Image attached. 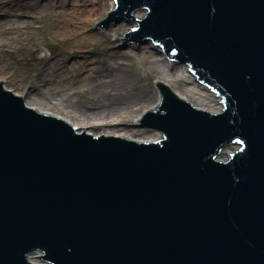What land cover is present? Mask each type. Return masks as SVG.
I'll list each match as a JSON object with an SVG mask.
<instances>
[{"label": "water", "instance_id": "obj_1", "mask_svg": "<svg viewBox=\"0 0 264 264\" xmlns=\"http://www.w3.org/2000/svg\"><path fill=\"white\" fill-rule=\"evenodd\" d=\"M115 1L222 111L159 83V139L94 136L0 81V264H264V0Z\"/></svg>", "mask_w": 264, "mask_h": 264}, {"label": "rangeland", "instance_id": "obj_2", "mask_svg": "<svg viewBox=\"0 0 264 264\" xmlns=\"http://www.w3.org/2000/svg\"><path fill=\"white\" fill-rule=\"evenodd\" d=\"M21 1L26 3L30 0ZM46 1L43 0L42 3L46 5ZM50 1L51 5H44L42 11H39L31 19L29 18L32 20L31 24L33 25V30L30 33L20 32V29H18L15 31H18L19 34L9 40H7V36L0 35L2 36L0 37V79L4 80L7 90L16 94L24 91L23 88L21 89L20 81L16 80V75H25L27 77L26 83L34 84L37 78L45 74L47 69H51L48 77L52 81V89L47 91L48 97L55 102L60 101V97H63L68 106L66 109L55 107L49 111L64 119L70 116L74 119L70 112H79V109H73L71 104L83 101L85 95L89 94L93 97L102 90L105 94L107 91L105 87H109L107 83L110 80V75H120L122 80L126 79L127 84H123L122 87L124 93L132 92L134 87L137 86L149 94L142 103L141 101H135L132 105L142 107L145 104L147 106V104L153 102L156 94L161 99L157 87L158 83L156 82L158 77H162L160 72H156L157 65L155 62L160 59L157 52H155L154 57L139 55L135 58H124L123 61H120L122 63L115 59L108 60L112 47L108 45L107 41L116 43L115 47L122 51H128L133 46L137 52H140L146 46L151 45L156 48V51L161 50L164 52L152 40H145L138 43V45L135 43L121 45L123 43L121 39L125 38V35L129 34L132 29L138 27L135 22L122 18L120 22L112 23L107 30L97 27V24L107 18L109 11L97 17L93 24H89L86 21L87 11H84L85 7L81 8L82 10L74 7L73 0L65 7L60 3H52L57 2L56 0ZM113 1L115 2V0ZM87 7L88 11L97 8V6H93V3ZM16 10L18 9L16 8ZM79 10H81L80 13ZM143 12V14H146V11ZM13 22L18 28L21 27L19 19H13ZM77 27H85L81 31L83 34L90 33L94 35H92V41L87 43V50L91 52V59L97 60L94 64L92 61L89 63L90 69H86L84 63H79V59H76V57L72 58V52H75L82 45L81 37L75 34V28ZM57 64L61 66L54 73L52 67ZM119 64L124 65L120 66ZM89 70L95 71L89 74ZM176 87L181 88L180 85ZM58 89L60 91L54 92ZM111 93L113 94V92ZM218 99L220 101L219 97ZM83 106L86 105L80 104V108H83ZM70 123L74 125L75 121L72 120ZM116 131L127 132L133 138L143 141L151 133L156 132L143 128L140 126V122L138 125H133L130 122L126 128H118ZM92 135L95 134L92 133Z\"/></svg>", "mask_w": 264, "mask_h": 264}, {"label": "bare ground", "instance_id": "obj_3", "mask_svg": "<svg viewBox=\"0 0 264 264\" xmlns=\"http://www.w3.org/2000/svg\"><path fill=\"white\" fill-rule=\"evenodd\" d=\"M42 1L43 0H30L24 3V1L21 0H0V35L3 34L7 36V40H9L19 34V32L15 30L20 29V32L30 33L33 30V25L31 24L32 20H30L31 17L36 15L39 11H42L45 6L51 5L50 0L46 1V5L43 4ZM56 1L57 2L52 3H60L63 7L69 5L71 2V0ZM72 2L74 7H78L79 9L86 8L84 11H87L86 21H88L89 24H93L97 17L102 16L107 11H112L116 6L113 0H95L94 2L92 0H73ZM91 3H93V6H97V8L88 11L87 6L91 5ZM16 8L18 10H16ZM81 10H79V13ZM143 13L144 12L140 10L135 12L134 16L139 20H143L145 17ZM13 19H19L20 28L16 26ZM135 24L138 25V22H135ZM84 28L85 27L75 28V34L81 37L82 45L79 46L80 48L76 49L75 52H72V58L76 57V59H79V63H84L86 69H90L89 63L92 61L94 64L97 61L91 59V52L87 50V43L92 41L94 35L90 33L83 34L81 31ZM107 42L108 45L112 47L111 55L108 60L115 59L120 62L123 61L124 58H135L139 57V55L154 57L155 52H157L160 59L155 62L157 65L156 72H160L162 75V77L156 79L157 83H163L169 86L180 98L190 102L199 109L213 113H220L222 111L223 105L216 94L200 84L187 65L171 62L166 58L164 52L161 50L156 51V48L151 45L146 46L140 52H137L136 48L133 46H131L128 51H122L115 47L116 43L111 41ZM119 65L123 66L124 64ZM59 66L61 65L57 64L52 67L54 73L58 71ZM50 70L51 69H47L45 74L37 78L34 84H27V77L25 75H16V80L20 81V85L22 86L21 89L23 88L24 90L17 95L24 99L29 108L36 109L50 116H55L56 118L68 122L73 127H78L76 129L77 133H83V129L81 128H84L86 129L85 133H94V136H112L139 142H151L160 138L161 135L159 133L153 132L143 141L133 138V136L127 132L116 131L118 128H126L130 122L133 125H138L144 113L147 110H154L161 101L156 94L153 102L147 104V106H145V104L142 107L132 105L135 101H141L142 103L149 94L145 90L142 91L137 86L134 87L132 92L124 93V88L122 87L123 84H127V81H125L126 79L122 80L120 75H110V80L107 83L109 87H105L107 88L105 94L103 90L96 93L93 97L89 94H84L85 97L83 101L71 104L73 109H79V112H70L74 119H72L71 116L64 119L55 115L56 113H51L49 110L55 107L66 109L68 104L63 97H60V101L58 102L49 99L47 91L52 89V81L48 77L50 75ZM94 71L95 70H89V74ZM0 81H2L4 87H6L4 80L0 79ZM177 85H180L181 88H177ZM58 91L60 90L58 89L54 92ZM110 91L113 92V94ZM82 92L84 93V91ZM80 104L86 106L80 108ZM72 120L75 121L74 125L70 123ZM222 158H227V155L225 154ZM34 261L38 263L37 260Z\"/></svg>", "mask_w": 264, "mask_h": 264}]
</instances>
